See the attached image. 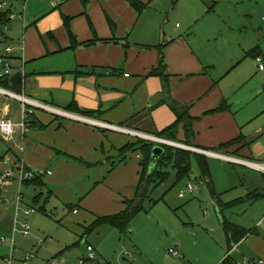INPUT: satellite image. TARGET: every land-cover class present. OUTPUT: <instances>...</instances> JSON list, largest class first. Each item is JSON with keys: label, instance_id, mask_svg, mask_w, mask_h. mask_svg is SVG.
<instances>
[{"label": "crops", "instance_id": "1", "mask_svg": "<svg viewBox=\"0 0 264 264\" xmlns=\"http://www.w3.org/2000/svg\"><path fill=\"white\" fill-rule=\"evenodd\" d=\"M139 1L145 5L142 12L136 11L128 0L0 1L22 9L21 16L6 32L7 43L15 49L11 60L13 71H23L26 76L19 95L48 108L37 110L29 132L22 134L17 129L15 141L6 142L0 137V172L12 170L15 174L8 183L0 179V264L21 261L17 259L15 236L22 234L15 228L31 223L42 233L40 227L45 219H52L57 214L54 210L60 207L53 208L56 199L72 211L71 216H64L65 221L76 222L78 227L71 224L69 228L67 224L57 241L42 233L50 238L51 246L69 247L78 238L87 242L84 237L92 233L87 228L98 218L126 211L127 202L138 198L143 154L136 151L120 156L119 150L150 141L146 136L164 139L158 134L177 123L173 111L176 104L190 107V116L196 119L193 147L189 148L225 157L207 156L226 172L224 193L238 188V183L244 186L242 177L248 176L247 171L255 174L250 175L251 179H257L253 191L247 194L264 191V173L227 159L264 165V96L257 91L242 93L245 86L240 76L246 75V71L227 81L244 61L240 51L235 55L218 54L208 45L211 40H193L190 23L184 30L169 31L167 24L172 17L158 5L152 7L157 0ZM187 5L188 18L194 21L191 10L193 14L202 12L199 0H187ZM260 16L257 13L251 16L254 38L251 45L243 47L245 56L255 49L262 54L264 21L260 22ZM71 34L77 46L73 47ZM161 49L164 70L160 68ZM3 52L4 46H0V55ZM0 89L14 92L1 80ZM224 103L228 109L214 112ZM72 104L81 112H74ZM22 110L20 101L0 92V120L9 119L18 125ZM84 111L97 115L90 117ZM84 119L125 131L110 130ZM239 139V145L217 151ZM176 141L169 142L188 147L183 124L178 127ZM21 161L35 174L33 180L22 185L14 169ZM211 174V186L216 192L218 183L213 167ZM216 194L223 205L245 199L241 196L224 202L222 195ZM263 199L264 193L250 203L254 205ZM29 208L37 212L27 215L25 211ZM32 227L27 238L33 235ZM256 229L255 234H250L260 235L249 245L255 253L251 260H264V229L263 233ZM250 235L241 241L250 239ZM38 237L37 233L31 244L41 249L47 241ZM96 254L101 257L99 252ZM10 258L12 262L8 263ZM123 260H133V256ZM98 264L111 263L99 260Z\"/></svg>", "mask_w": 264, "mask_h": 264}, {"label": "rangeland", "instance_id": "2", "mask_svg": "<svg viewBox=\"0 0 264 264\" xmlns=\"http://www.w3.org/2000/svg\"><path fill=\"white\" fill-rule=\"evenodd\" d=\"M155 5L165 11L168 17H172V22L167 24L169 31L171 28L176 31L184 30L190 23L193 40L207 42L211 40L208 45L213 46L218 54L235 55L239 50L244 61L240 63L233 77L227 81L235 78L237 73L246 71V75L240 76L242 85L245 86L242 93L257 91L259 96H264V72L258 69L257 60L247 58L249 55L245 56L243 53V47L251 45L254 38V33L251 31L254 25L251 16L257 13L261 15L260 22L264 21V12H262L264 0H199V10L202 12L193 14L190 8L191 18L194 21L188 18L187 0H157L152 7ZM9 7L14 9L13 12L17 17L21 16V7L20 10L14 8L15 6L9 5ZM211 9L213 11H210ZM195 19L200 20L195 21ZM177 25L182 28H178ZM260 48L261 55L264 57V40L261 41ZM209 162L211 168L213 167L214 179L218 183L216 192L222 195V201L246 197L245 194L253 191L252 186L257 183V179H251L250 175L255 174L244 170L248 175L242 177L245 185L238 183V188L224 193L222 188L227 185L226 172L223 166H218L219 164H216L214 160ZM192 165L193 172L190 179L184 180L174 188V173H172L170 180L154 191L151 197L158 203L152 208L149 201L145 203L144 207L147 211L140 212L134 218L129 231L122 234L119 230L103 225L84 237L87 238L88 243L78 238L69 247L51 246L50 238L42 235L46 233L57 241L61 239V233H64L67 224L69 228L72 225L78 227L76 222L65 221L66 217L71 216L72 211L70 212L56 199L53 208L60 207L54 210L57 214L53 215L52 219H45L40 227L42 233L39 234L31 223H27L32 227V236L35 237L38 233L40 239H46L47 244L40 249L36 245L32 246V236L24 238L17 234L15 236L17 259L21 261H14V264H81V260L87 258L88 245H92L101 254V257L97 258L100 263L108 261L111 264H222L231 247L224 223L248 230L259 228L263 233L264 199L254 205L246 201L240 205L222 209V213L218 200L211 195L208 185L199 183L201 172L196 159H193ZM229 167L232 169L231 166ZM237 170L240 169L237 168ZM234 183L232 180L231 184L235 185ZM190 184L197 186L193 194L188 191ZM182 192L186 197L180 196ZM79 228L85 231L82 226ZM257 236L250 235V239L243 240L240 245H234L231 255L235 264H242L247 259H253L255 253L249 245ZM172 250L178 251L180 257H174L170 253ZM25 254H32L35 259H25L26 262L23 263L22 255L26 257ZM128 256H133V260H123V257L128 258Z\"/></svg>", "mask_w": 264, "mask_h": 264}, {"label": "trees", "instance_id": "3", "mask_svg": "<svg viewBox=\"0 0 264 264\" xmlns=\"http://www.w3.org/2000/svg\"><path fill=\"white\" fill-rule=\"evenodd\" d=\"M131 5L135 8L136 11L142 12L143 8L145 7L144 4H142L139 0H128ZM10 12L11 10H4L0 11V33L5 34L6 37V32L9 31V27L7 30H4V26L10 22ZM65 21H69L68 19H65ZM7 37H6V42L7 43ZM71 42L74 46H77V41L75 37L71 34ZM3 45V46H4ZM9 45V44H8ZM91 45V44H89ZM258 49L253 50L251 53H249V57H254L258 58L261 56V54L258 52ZM15 51L11 56V60L14 57ZM1 56H4V52ZM160 56H161V63H160V68L162 70L165 69L166 66H164L163 61V51L161 49L160 51ZM2 84L3 79H0ZM70 108L75 112V111H80L78 106L72 104ZM228 109L225 106V103L220 109H217L214 112H223V110ZM173 111L175 115L177 116V123L173 125L172 127L166 129L165 131L161 132L159 135V138H164L168 141H172L177 143V131L178 127L180 125H184V130L185 134L187 136V142L186 146L188 147H193L192 145V140L195 137L193 125L194 121L196 120L195 118L190 116V107H179L177 104L176 106H173ZM83 112V111H82ZM87 116H95L97 113L93 112H85ZM239 142H241V139L227 143L222 145L220 148L217 149V151H223L224 148H229L234 145H239ZM157 145V143L153 141H143L139 142L137 145H128L122 148L120 151V156L127 155L131 152H138L141 151L143 154V160L141 165L143 166V173L141 177V185H140V190L138 194L137 200H133L132 202H127V209L126 211L122 212L121 214H117L116 216H102L101 218H98L90 227L87 228V232H94L97 231L98 228L102 227V225H110L115 229H119L120 232L123 234L130 229V225L133 222V219L140 214L142 211H147L144 207L145 203L148 201L150 202V207L152 208L154 205H156L158 202H156L151 196L160 187L163 186L164 183L168 182L170 178L172 177V173H174V188L178 187L180 183H182L186 179H190L192 172H193V159H196L197 165L200 167V178H199V183L203 182L204 184L211 186L212 185V174H211V168L209 165V157L199 154L197 152H192L189 150L181 149V148H174L165 144H162L165 153L162 155V158L158 162V167L153 171L151 175L148 176V172L150 169V162H151V156H152V149ZM123 160L119 163H122ZM115 167V166H114ZM116 168V167H115ZM40 178V177H39ZM147 185V189H143V185ZM42 185V184H40ZM43 186V185H42ZM212 187V186H211ZM263 192H256L252 194H247L245 199L237 200L231 203H226L223 205V203L220 201L218 198L219 195L216 194L214 188L212 187L211 189V194L215 196V199L218 200V205L219 208L224 210L225 208H231L236 205H240L243 203V201H248V202H255L256 198H262L263 197ZM41 195H39L40 197ZM39 197H37L35 200L39 204ZM223 213V211H222ZM224 226L227 228V234H228V241H230L231 247H230V252L227 254V258L223 261L222 264H235L233 257L231 256V251L234 249V245H239L241 243L242 239L246 238L250 234H255L257 231L252 230L248 231L247 229L240 228L235 225H230L229 223H224Z\"/></svg>", "mask_w": 264, "mask_h": 264}, {"label": "built area", "instance_id": "4", "mask_svg": "<svg viewBox=\"0 0 264 264\" xmlns=\"http://www.w3.org/2000/svg\"><path fill=\"white\" fill-rule=\"evenodd\" d=\"M9 5L10 4H8L7 2H3L2 4H0V11L11 10V12L9 14L10 15V17H9L10 22L4 26V30H7L12 25L13 21H15L17 19V15L13 12L14 9H11L9 7ZM11 6L14 7V5H11ZM22 6H23V10H24L26 7V3L23 4ZM5 42H6L5 34L0 33V46H3ZM14 51H15V49L13 46L8 45V44L4 45V56L0 57V67L2 69L1 70L2 72L0 73V79H5V77L11 76L14 73L12 61H11V56L14 53ZM256 60L258 62V69L261 72H264V57H263V55L259 56ZM0 92L2 94H4L5 96L7 95V96H9L15 100H18L22 103L23 110H22V116H21L20 124L16 125L15 123H13L9 119L0 120V137L2 139H4L6 142L7 141L13 142L16 139L15 134H16L17 129L20 130L22 134L29 132L30 128H32V126H33V118H34L37 110L38 109L47 110L48 108L39 102H35V101L27 98L25 95H19V94H16L15 92H9L7 90H2V89H0ZM78 119H80V118H78ZM84 120L89 121V122L96 124L98 126L99 125L103 126V127L110 129V130L118 129V130L125 131V130L118 128L116 126L113 127V126L106 125V124H103L100 122L97 123L95 121H91V120H87V119H84ZM136 135H138V134H136ZM157 140L160 141L161 143L163 142L165 145H168V146H171L174 148L178 147V148L189 150L192 152L194 151V152H197V153L205 155V156L213 155V156H217V157H222L218 154H215V153H212L209 151L207 152V151H203V150H200L197 148L192 149V148L180 145V144H174V143L166 141L164 139L161 140V139L157 138ZM222 158H225V157H222ZM227 159H229L233 162H236L238 164H240V163L245 164V165L250 166L254 169L256 168V169L260 170L262 173H264V165H258V164L254 165V164H250V163H247V162H244L241 160L239 161V160L232 159V158H227ZM14 169L18 173V182L20 185H22L24 181L33 180L35 178V174L27 169V167L25 166V163L23 161L17 162L14 166ZM14 175H15L14 171H12V170L8 171L4 174H2L0 172V179L3 182L8 183V181L13 179ZM200 184H204V183L201 182ZM196 188H197V186L195 184L194 185L190 184L188 186V191L190 192V194H193L195 192ZM180 195L185 196V193L182 192ZM36 212H37L36 209H33V208H29L25 211V213L27 215L33 214ZM263 222H264V219H263ZM15 231L17 233L18 232L21 233L23 235V237L25 238L31 234V226L27 223H24L21 226H17L15 228ZM170 253L173 254V256H175V257H180V253L176 250H172ZM34 258H35V256L32 254H26V257H25L26 260H32ZM128 258H132V256H128ZM7 262L11 263L12 262L11 258L8 259ZM98 262L99 261L97 260V257H96L95 248L92 245H88V247H87V258L84 260H81V264H98ZM242 264H264V260L263 259H258V260L247 259L246 262L242 263Z\"/></svg>", "mask_w": 264, "mask_h": 264}, {"label": "water", "instance_id": "5", "mask_svg": "<svg viewBox=\"0 0 264 264\" xmlns=\"http://www.w3.org/2000/svg\"><path fill=\"white\" fill-rule=\"evenodd\" d=\"M26 76L24 75L23 71L13 73L11 76L5 77L3 79V83L5 86H11L16 94L20 93L21 88L25 85ZM148 140L157 143V145L152 149V156L150 162V169L148 172V176L153 173V171L158 167V162L162 158V155L165 153V150L162 146L164 144L157 140V138L146 136ZM147 185H143V189H146Z\"/></svg>", "mask_w": 264, "mask_h": 264}]
</instances>
